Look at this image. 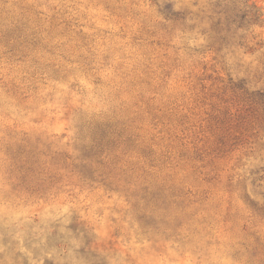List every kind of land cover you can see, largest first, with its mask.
<instances>
[{
  "label": "rangeland",
  "instance_id": "1",
  "mask_svg": "<svg viewBox=\"0 0 264 264\" xmlns=\"http://www.w3.org/2000/svg\"><path fill=\"white\" fill-rule=\"evenodd\" d=\"M0 264H264V0H0Z\"/></svg>",
  "mask_w": 264,
  "mask_h": 264
}]
</instances>
